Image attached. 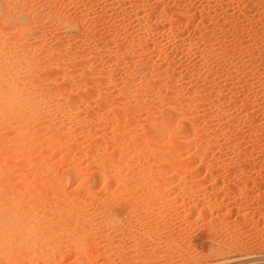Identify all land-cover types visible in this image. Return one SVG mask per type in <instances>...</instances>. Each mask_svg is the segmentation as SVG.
I'll return each mask as SVG.
<instances>
[{
  "label": "rangeland",
  "instance_id": "1",
  "mask_svg": "<svg viewBox=\"0 0 264 264\" xmlns=\"http://www.w3.org/2000/svg\"><path fill=\"white\" fill-rule=\"evenodd\" d=\"M0 264H264V0H0Z\"/></svg>",
  "mask_w": 264,
  "mask_h": 264
},
{
  "label": "bare ground",
  "instance_id": "2",
  "mask_svg": "<svg viewBox=\"0 0 264 264\" xmlns=\"http://www.w3.org/2000/svg\"><path fill=\"white\" fill-rule=\"evenodd\" d=\"M108 3H109V2H108ZM214 49H217V47L213 48V50H212L213 52H214ZM217 50H218V49H217ZM209 53H210V52H209ZM213 55H214V54H213ZM214 58H215V57H214ZM12 72H13V71H12ZM9 77H10V76H9ZM12 78H13V77H12ZM10 79H11V78H10ZM7 87H8V86H7ZM3 90H4V89H3ZM8 93H9V92H8ZM8 93H7V94H8ZM9 94H10V93H9ZM6 96H7V95H6ZM13 96H14V97L17 96L16 93H14ZM13 96H12V97H13ZM22 98H23V97H22ZM25 99H26V98H25ZM42 103H43V102H42ZM40 105H41V104H40ZM41 106H42V105H41ZM44 107H45V106H44Z\"/></svg>",
  "mask_w": 264,
  "mask_h": 264
}]
</instances>
